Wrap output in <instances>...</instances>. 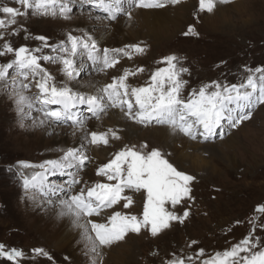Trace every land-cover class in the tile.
<instances>
[{
	"label": "rangeland",
	"instance_id": "1",
	"mask_svg": "<svg viewBox=\"0 0 264 264\" xmlns=\"http://www.w3.org/2000/svg\"><path fill=\"white\" fill-rule=\"evenodd\" d=\"M214 4L211 12L198 11L200 0H181L175 5L159 8L166 11L169 19L164 26L171 29V34L164 35L158 25L157 30L162 44L154 45L150 40H134L126 43L125 45L141 44L147 50L143 55H134L131 60L122 57L115 68L107 69L105 72L97 71V66L88 61L85 54L76 58L78 66H81L80 75L73 80H67L63 75L60 63L41 61V64L54 76L58 85L66 83L74 91L84 95H87V92L83 91L86 85L82 84V88L78 89L73 87V83L81 84L89 79L95 80L97 77L100 79L98 88H104L106 84L112 82L113 77L121 75L125 68L135 71L142 67L144 71L130 76L128 83L132 86H144L151 74L158 67L164 66L159 62L168 55L182 58L178 67L188 69V72L180 77L187 81V85L182 90V95L185 97L193 88L209 82L239 83L246 76L245 68L264 67V0H214ZM3 6L20 7L14 0H0V7ZM121 8L125 13L130 10L132 18L128 19L126 14H120L114 21L98 19L97 17L102 14L96 9L88 10L86 6L85 10H81L79 0H75L73 13L68 19L59 15L58 6L55 16L34 15L29 10L27 16L18 17L17 24L5 33V39L0 40V49L5 42L11 43L16 49L21 46L39 47L41 42L34 39L38 35L47 37L49 44L66 43L69 32L78 36L87 32L98 42L97 33L104 28L103 25L112 27L120 21H124L122 32L125 34L132 29L139 30L137 25L139 23L135 22L134 18L139 12L138 8L133 4L128 5V0H124ZM0 18L7 19L2 13ZM82 19L88 24L92 22L95 24L94 34L89 33L81 24H77ZM75 20L77 22H73ZM189 25H194V33L185 36L183 33ZM0 31L4 30L0 29ZM12 31L18 32V35H11ZM25 36L28 38L25 39ZM125 45L120 43L118 47H104L120 48ZM43 54L59 55L49 49H44ZM13 60L14 56L11 54L0 56V64H7ZM22 80L23 77H20L18 70L14 68L10 70L5 81H0V244L5 245L6 249L16 248L25 253V258L19 264H53V261L34 255L33 250L36 248H42L49 253L54 258L55 264H92L90 241L84 230L74 226L72 217L59 215L58 206L47 202L51 193L41 188L25 190L21 177V172L30 177L34 171H39L32 168L23 169L21 164H40L48 159H59L63 156L61 152L66 150L59 149L56 155L45 159L44 157L49 153L36 145L41 139L33 132L38 130L43 133L45 128L70 130L68 134L74 135L72 139L76 140L75 136L82 134L81 130L74 128L70 121L48 122L45 123V127L38 124V121L44 118L42 111L38 110L40 104L36 100L40 95L39 90L31 78L24 81L30 84V88L21 89ZM98 88L94 91L97 95L101 94L102 89ZM21 91L33 101L31 109L24 105L23 113L18 111L16 105L17 95ZM49 107L53 110L59 108V106ZM117 110L110 109V112ZM251 111V118L236 129H231L224 122L223 139L219 138L221 130H218L217 137L208 142H203L199 137L196 141L189 138L193 144H200L203 147L219 145L233 135L236 137L232 149L221 144L222 152L216 153L217 156L200 155L209 166L207 174L194 172L190 166L182 169L171 159V154L163 150L162 145L155 143L154 145L147 138L142 139L132 134L129 138L122 136L128 131L132 133L131 130L137 128L139 134H142V130L161 128L172 131L167 125L143 126L125 118V126L115 127L119 129L121 138L119 140L110 138L108 146H95L83 140L85 153L90 160L79 171L80 183L75 185L74 192H79L85 181L89 184L106 182L104 178L96 175V169L107 163L112 153L125 145L139 147L146 144L148 151L160 150L164 158L178 170L195 178L190 185L192 200H186L174 209L171 205H166L170 211H175L181 216L185 210L190 212L183 224L172 222L169 229L156 237H152L146 229H142L140 234L129 233L124 241L116 242L109 247H101L102 255L97 258L98 264H101V261L102 264H161V261L172 252L182 251L185 255L195 256V251L199 248L205 249L206 257L211 256L218 250L230 248L246 237L252 230V221L256 224L255 234L264 238V230L261 228V225H264V215L255 211L257 207L264 205V104H257ZM79 118L84 120L87 132L97 130L100 132L101 126L110 122L108 111L101 113L99 119H96L86 109L81 108ZM33 120L36 121L35 125ZM22 123L23 127H21ZM174 133L182 134L178 131ZM45 134L42 139L47 141L65 137L64 133V135L62 133L57 135L55 132ZM102 150L106 154L103 156V161L92 160L95 156L93 151L100 153ZM230 158H236L238 164L236 168L232 166ZM214 170L217 171L215 174ZM49 179L52 185H59L58 182L66 184L68 177L57 174ZM62 194L54 199L67 197ZM124 195L132 198L133 203L130 208L125 209L121 201L113 208L106 209L101 216L90 219L95 222H106V218L116 211L142 217L146 193L143 190L126 189ZM68 226L72 231L69 234L64 231L69 230ZM88 234L94 239L90 225ZM74 235L77 239L75 238L70 244V238H74ZM191 241H197V244L189 247ZM0 264H8V262L0 260ZM196 264H199V260Z\"/></svg>",
	"mask_w": 264,
	"mask_h": 264
},
{
	"label": "snow or ice",
	"instance_id": "2",
	"mask_svg": "<svg viewBox=\"0 0 264 264\" xmlns=\"http://www.w3.org/2000/svg\"><path fill=\"white\" fill-rule=\"evenodd\" d=\"M20 7L3 6L0 13L7 19L0 18V40L5 39V33L17 24L18 17L28 15L29 10L34 15H59L68 19L73 13L75 0H14ZM181 0H133V6L139 9H159L168 5H175ZM123 0H79L81 10L96 9L102 15L98 19L116 20L120 14H126L131 19V11L121 8ZM214 0H200L199 12H211ZM23 9V11L21 10ZM197 19L199 17L197 16ZM194 25H189L185 36L194 33ZM11 35H18L12 31ZM198 35V34H197ZM28 36H25L27 39ZM34 39L41 42L39 47L29 48L21 46L13 48L11 43L5 42L0 49V56L13 55L14 60L7 64H0V81H5L12 69L18 70L23 77L21 89H29L25 83L29 78L35 83L40 95L36 100L40 104L39 111L43 113L40 125L48 122H71L74 128L85 130L84 120L79 118V110L86 109L92 117L99 119L101 113L109 109H118L122 115L139 125L149 126L167 125L173 132H180L184 136L196 141H211L217 137L224 138V122L231 129L238 128L249 120L252 109L257 104H264V67L255 69L245 68L246 76L239 83L213 81L198 88H193L188 96L182 95L187 81L180 77L188 72L187 68L178 67L180 60L176 55H168L159 63L158 67L145 82L144 86H132L128 83L130 76H135L144 69L131 70L125 68L121 75L113 77L112 82L100 90L99 95H84L74 91L71 87L58 85L54 76L41 64L44 62H58L62 65V73L67 80H73L80 75V67L76 58L86 53V58L96 65V70L105 72L115 68L120 59L131 60L134 55H143L146 47L141 44H129L120 48H101L92 35L85 32L82 35L67 34L66 43L49 44L43 35ZM44 49L59 53L57 56L43 54ZM15 79V78H13ZM17 109L24 112V105L29 109L33 101L21 91L16 99ZM49 106H59L51 109ZM30 118V117H29ZM33 124L36 121L33 120ZM23 123L21 127H23ZM119 140V129L108 128L106 131L85 130L82 140L91 145L108 146L109 139ZM148 146L142 144L125 145L122 149L112 153L107 163L96 169V175L106 182H95L84 186L79 192H74L75 185L80 183L78 173L90 160L83 146L69 147L63 150L59 159H48L40 164H21V168L39 169L30 177L21 172L25 190L41 188L56 197L60 193H67L66 198L49 199L47 202L59 207V215L73 218L75 226L84 230L90 241L92 264H98L101 257L100 248L109 247L116 242L124 241L129 233L140 234L142 229L148 230L152 237H156L170 228L172 222L183 224L190 215L188 210L183 215L170 211L166 205L174 209L184 201L192 200L190 185L194 177L178 170L164 158L160 150L148 151ZM74 170V171H73ZM57 174L68 177L66 184L52 185L50 177ZM143 190L146 198L143 202L142 217L129 215L119 211L110 214L106 222H95L92 217L101 216L109 208H113L123 201V207L128 209L133 201L131 196L124 195L125 190ZM264 215V205L255 209ZM252 230L248 235L230 248L216 251L207 256L205 249L199 248L195 256L185 255L183 252H172L165 257L161 264H264V238L256 235V224L252 221ZM89 225L94 239L88 234ZM264 230V225H261ZM197 241H191L193 247ZM36 256H42L54 262V258L42 248L33 250ZM158 254V250H157ZM206 257V258H205ZM25 258V253L16 248L6 249L0 244V260L8 264H19ZM102 264V261H101Z\"/></svg>",
	"mask_w": 264,
	"mask_h": 264
},
{
	"label": "bare ground",
	"instance_id": "3",
	"mask_svg": "<svg viewBox=\"0 0 264 264\" xmlns=\"http://www.w3.org/2000/svg\"><path fill=\"white\" fill-rule=\"evenodd\" d=\"M123 3H124V0H123ZM131 4H133V0H128V5H131ZM219 9H222V8L219 7ZM138 10H139V12H138L137 16L134 18H135V22L138 21V23H139V24H137L139 27L138 28L139 30H135V29L133 30L132 29L127 34L123 33L122 32V26H123L124 21H120L118 24L113 25L112 27H109L107 25H103L104 28L100 29L99 32L97 33L98 38H99L98 42H97L98 45L101 48H104V46L118 47V44H120V43H123L125 45L126 43H129V42L134 41V40H150V42L152 41L154 43V45L162 44V40H160L161 38H160L158 30H157L158 25H160L159 29L161 32L164 33V35H166V34L170 35L171 34V29L164 26V24L166 23V20L169 19V18H167L168 16H166L167 15L166 11L161 10V9H139V8H138ZM83 20L84 19L79 20V23H77V24H79V25L81 24L83 27L88 29L89 33L94 34L95 32L93 31V27L95 26V24H93V22H92V24H88ZM73 22H77V20H75ZM111 28H113V29H111ZM105 33H106V36H104ZM104 40H107V41H104ZM85 57H86V53H85ZM99 80H100L99 78L95 77V80L89 79L85 83H81V84L80 83H73V87H77L78 89H81L82 84H84L86 86L84 87L85 89H83V91L87 92V95H97V93L96 92L94 93V91L98 88ZM100 88H102V87H99L98 89H100ZM107 111H108V114L110 117L109 118L110 122L107 125L103 124L101 126V129H99L100 132L106 131L108 128H114L115 129V127L121 128V127L125 126L124 121L126 119H125V117L122 116V114L120 112H118L119 110H117L115 112H113V111L110 112V109H109ZM40 117H42V116H40ZM44 125L45 124H43V126ZM47 127H48V125H47ZM51 127H53V126H51ZM40 128H41V126H40ZM69 131L70 130H62L59 128H56L55 130H54V128H45L43 130V133L38 132V130H36L35 133L33 132L34 135L39 136L41 139L40 141H38V139L36 138L37 141L39 142L36 145L39 148H42L43 151H46L49 153V154L47 153L48 155H46L44 157L45 159L50 158V156H54V154L56 155L58 153L59 149H67L69 147H81L84 145V141L82 140V137L85 135V130H81L82 134H79V135L77 134L78 131L74 132L77 134L75 136L76 140L72 139V137L74 138V135L71 134V136H70L68 134ZM131 131H132V133H130L128 131L122 136H126L129 138V137H131V134H132V135H136L142 139H143V137L147 138L152 142V144L155 143L157 145H162L163 150L165 149L167 153H170L172 156L171 159L174 162H176L177 164H179L182 169H185V168L190 166L194 172L197 171L198 173L200 172L203 174L208 173L209 166L200 157V155L203 156L205 154L206 155L211 154L213 156H217L216 153L222 152V148L220 147L221 144H224L226 146V148H228V149H232V144L235 143V140H236V137L233 135V136L229 137L228 139L224 140V142H221L219 145H208V146L206 145V146L202 147V145H200V144H193L189 138H186V136H183L182 134H179V133L178 134L174 133L173 131H170L169 129H165V128L151 129L149 131H143L142 130L141 131L142 134L138 133L139 132L138 128H137V130L132 129ZM50 132H55V134L57 133V135L60 133H62V134L64 133L65 137H63L61 139L56 138L52 141L51 140L47 141L45 139H42V137H45V135H46L45 133L48 134ZM97 132H99V131L97 130ZM37 141H36V143H37ZM263 144H264V142H263ZM72 145H74V146H72ZM93 152H94L95 156H94V159H92V160H99V162L103 161V156L106 155L103 150L100 153L99 152L95 153V151H93ZM61 153H63V152H61ZM39 159H41V158H39ZM230 162H231L232 166H234V168H236L238 166L236 158H230ZM213 172L215 174L217 171L214 170ZM58 183L62 184V182H58ZM62 195L66 197L67 193H63ZM49 197L51 199L55 198L51 195H49ZM69 228L70 227L68 226V229ZM64 231L67 234L72 232L70 229L68 231L67 230H64ZM73 237L74 238H70V244L76 238L75 235Z\"/></svg>",
	"mask_w": 264,
	"mask_h": 264
}]
</instances>
